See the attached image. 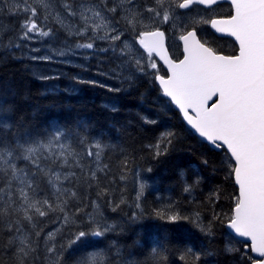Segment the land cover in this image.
I'll return each instance as SVG.
<instances>
[{
	"label": "snow or ice",
	"instance_id": "1",
	"mask_svg": "<svg viewBox=\"0 0 264 264\" xmlns=\"http://www.w3.org/2000/svg\"><path fill=\"white\" fill-rule=\"evenodd\" d=\"M219 2L57 0L59 11L53 12L47 0H0V18H19L17 38L32 43L10 42L6 48L14 52L27 47L34 62L72 65V57H93L103 65L97 67L102 76L129 84L151 77L161 97L179 110L194 134L224 153V170L235 191L228 213H214V220L226 225L235 243L242 238L251 252L264 257V0H229L227 16L212 18V6ZM53 19L75 39L36 54L41 51L34 46L38 37L56 35L49 23ZM204 26L233 38L235 51L216 49L202 35ZM169 33L182 42L179 60L168 54ZM160 61L167 66L163 75ZM72 79L120 91L99 80ZM144 122L157 123L147 118ZM175 138V132L164 131L145 147L160 157ZM112 147L110 138L86 121L50 122L38 130L17 115L14 106L0 103V264H166L165 240L151 247V260H140L132 251L139 240L132 245L102 243L108 233L125 231L103 219L99 204L90 199L91 190L106 195L113 184L126 179L127 161L118 157L120 163L114 165L108 159ZM183 190L191 192V186ZM144 191L141 182L135 211L129 213L131 222L147 215L171 226L166 232L192 224L212 235L211 222L203 226L198 214L189 215L170 200L151 210L143 207ZM48 220L56 221L57 227L43 232L41 225ZM62 225L67 226L63 232ZM187 254L192 264L212 255L210 250L191 248ZM247 259L251 257L242 251L237 264H247ZM252 264L264 261L252 259Z\"/></svg>",
	"mask_w": 264,
	"mask_h": 264
},
{
	"label": "trees",
	"instance_id": "2",
	"mask_svg": "<svg viewBox=\"0 0 264 264\" xmlns=\"http://www.w3.org/2000/svg\"><path fill=\"white\" fill-rule=\"evenodd\" d=\"M2 19L7 25L0 27V103L14 106L16 114L38 130L50 122L86 121L96 132L110 138L113 147L108 159L114 165L120 160L127 161L124 181L118 180L106 195L97 196V189L90 191V199L99 204L98 211L103 219L125 229L108 233V239L102 243L119 242L123 245L126 242L132 245L134 240H139L140 244L132 251L140 260H151V247L157 240H165L168 249L166 264H192L188 248L194 252L211 251L212 255L202 256L200 264H237L246 246L243 242L235 243L236 238L230 235L226 225L213 217L214 213H228L232 203L230 197L235 191V185L224 170V153L193 134L180 113L161 97L158 85L152 83L151 77L131 84L96 78L95 67L101 65L93 57H72V65L34 62L27 54V47L14 52L6 48L10 42L29 44L17 38L19 18L5 16ZM49 23L56 29L58 44L75 39L53 20ZM41 75H56L57 78L42 80ZM74 76L84 81L99 80L120 88V91L76 82L72 79ZM145 118L155 119L157 123H145ZM169 130L176 133L173 145L166 155L154 157L145 146ZM113 171L119 176L118 168L114 167ZM141 182L145 184L141 198L143 207L151 210L161 201L170 200L187 214H198L203 226L207 227L211 222L212 235H205L192 224H183L166 232L165 229L171 226L147 215L131 222L129 213L135 211ZM185 186H191V192H185ZM115 204L119 207L114 208ZM87 210L93 211L92 208ZM41 227L43 232H49L57 227V223L48 220ZM66 227L62 225L61 232ZM56 238L60 239V233ZM229 246L234 250L227 251ZM181 255L185 256L184 260L180 259ZM247 255L251 257L247 264H252L255 258L251 252Z\"/></svg>",
	"mask_w": 264,
	"mask_h": 264
},
{
	"label": "rangeland",
	"instance_id": "3",
	"mask_svg": "<svg viewBox=\"0 0 264 264\" xmlns=\"http://www.w3.org/2000/svg\"><path fill=\"white\" fill-rule=\"evenodd\" d=\"M47 2L51 5V9H50L51 11H53V12H58L59 11V9L56 7L57 0H47ZM227 8H228L227 6H221L219 8H215L212 12L209 13V15H211L213 17V16H216L217 14L224 13L225 11H227ZM53 22L56 23L54 19H53ZM6 25L7 24L5 23V21L2 18H0V27H4ZM56 25H58V27L61 28V26L59 24L56 23ZM61 30L63 32H65L66 34H68L63 28H61ZM201 33L204 34V35L208 34L207 26H204L201 29ZM70 37H72V36H70ZM72 38H74V37H72ZM28 43H31V42H28ZM66 43H69V41L64 40V41L61 42V44H58L57 40H56V35H55V36H52V37H49V38L38 37L36 42H35V44H34V46L39 47L40 50H41L39 54H42V53H49V52H51V50L53 48H58L60 46L65 45ZM167 45H168V48L171 51V53H178L179 51H181V42L176 41L175 38L172 37L171 33H169V39L167 41ZM27 50H28V48H27ZM27 50H26V52H27ZM27 54H28V52H27ZM101 67H103V65H101ZM95 72H96L95 73V77L96 78L100 77V78H102L104 80L108 79V80H115V81H117L119 83L121 82L120 80H116V79H113V78H109V77L100 75L97 72V66L95 67Z\"/></svg>",
	"mask_w": 264,
	"mask_h": 264
},
{
	"label": "flooded vegetation",
	"instance_id": "4",
	"mask_svg": "<svg viewBox=\"0 0 264 264\" xmlns=\"http://www.w3.org/2000/svg\"><path fill=\"white\" fill-rule=\"evenodd\" d=\"M221 6H227L228 7L227 11H225L224 13L217 14L216 16H213L212 18H223V17L227 16V14L230 11V5L229 4H227V3L218 4V5L214 6L213 9L219 8ZM201 9L204 10V7L201 6ZM207 29H208V34L206 36L209 37L210 43L216 49H218L222 53H227V54H232L235 51L236 46H235L234 40H232L231 38H228V37L218 36L208 26H207ZM202 35H204V34H202ZM170 53H171V51H170ZM171 55L175 60L181 59L182 58V46H181V51H179L178 53H171ZM165 72H166V70L162 67L160 74L163 75Z\"/></svg>",
	"mask_w": 264,
	"mask_h": 264
},
{
	"label": "water",
	"instance_id": "5",
	"mask_svg": "<svg viewBox=\"0 0 264 264\" xmlns=\"http://www.w3.org/2000/svg\"><path fill=\"white\" fill-rule=\"evenodd\" d=\"M223 3H227V4H229L230 5V3H229V0H220V2L218 3V4H223ZM217 4V5H218ZM214 6H216V5H214ZM214 6H212V7H214ZM204 7V6H203ZM213 32H214V30L213 29H211ZM215 33V32H214ZM217 34V33H216ZM218 36H221V37H228V36H225V35H221V34H217ZM228 38H231V37H228ZM232 40H234L233 38H231ZM168 46V45H167ZM181 46H182V42H181ZM168 54H169V56L171 57V58H173L172 57V55H171V53H170V50H169V48H168ZM174 59V58H173ZM175 60V59H174ZM160 64L162 65V67L166 70V72H167V66L166 65H164L163 64V61H160ZM173 106V108L176 110V111H178L179 112V110L174 106V105H172ZM180 113V112H179ZM180 115H181V117H182V114L180 113ZM182 119H183V117H182ZM183 121H184V119H183ZM184 123H185V125L190 129V126H188L187 125V123H186V121H184ZM191 130V129H190ZM192 132H193V130H191ZM193 134H194V132H193ZM195 136H197L199 139H201L199 136H198V134H194ZM203 142H205V143H207L208 145H210L213 149H215L211 144H209L208 142H206V141H204L203 139H201ZM215 150H217V149H215ZM217 151H219V150H217ZM227 230H228V232L230 233V230L227 228ZM230 235H232L231 233H230ZM241 239V242H243V239L242 238H240ZM250 243V242H249ZM245 250H246V252H251V250L249 249V248H247V246L245 247ZM251 254H252V256L257 260V261H264V257H260L257 253H255V252H251Z\"/></svg>",
	"mask_w": 264,
	"mask_h": 264
}]
</instances>
